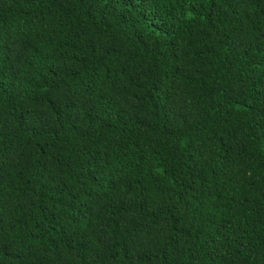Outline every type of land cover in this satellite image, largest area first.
Wrapping results in <instances>:
<instances>
[{
    "label": "trees",
    "instance_id": "1",
    "mask_svg": "<svg viewBox=\"0 0 264 264\" xmlns=\"http://www.w3.org/2000/svg\"><path fill=\"white\" fill-rule=\"evenodd\" d=\"M0 264H264V0H0Z\"/></svg>",
    "mask_w": 264,
    "mask_h": 264
},
{
    "label": "bare ground",
    "instance_id": "2",
    "mask_svg": "<svg viewBox=\"0 0 264 264\" xmlns=\"http://www.w3.org/2000/svg\"><path fill=\"white\" fill-rule=\"evenodd\" d=\"M157 55V54H156Z\"/></svg>",
    "mask_w": 264,
    "mask_h": 264
}]
</instances>
